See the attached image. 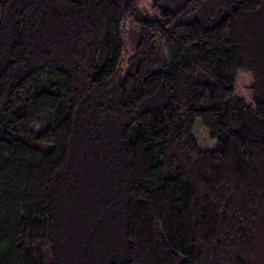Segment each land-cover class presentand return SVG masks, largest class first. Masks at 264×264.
Masks as SVG:
<instances>
[{
    "label": "trees",
    "instance_id": "trees-1",
    "mask_svg": "<svg viewBox=\"0 0 264 264\" xmlns=\"http://www.w3.org/2000/svg\"><path fill=\"white\" fill-rule=\"evenodd\" d=\"M0 264H264V0H0Z\"/></svg>",
    "mask_w": 264,
    "mask_h": 264
},
{
    "label": "rangeland",
    "instance_id": "rangeland-1",
    "mask_svg": "<svg viewBox=\"0 0 264 264\" xmlns=\"http://www.w3.org/2000/svg\"><path fill=\"white\" fill-rule=\"evenodd\" d=\"M142 3V8L146 14H148V7L152 0H140ZM160 50H148L147 60L145 61V65L151 66L155 62L162 59L161 55L159 54ZM252 87L253 81L250 74L246 72H238L236 75L235 81V94L236 96L242 100L246 105H249L251 109H254V106L251 102L252 97ZM156 89L155 86L146 84V93L143 94L141 97L145 95H150ZM195 139L198 145L206 150H213L215 149V143L208 137V132L202 127L200 120H196L194 130H193Z\"/></svg>",
    "mask_w": 264,
    "mask_h": 264
}]
</instances>
